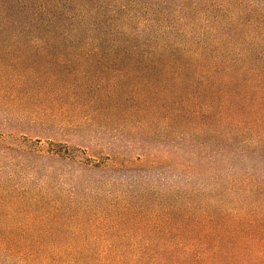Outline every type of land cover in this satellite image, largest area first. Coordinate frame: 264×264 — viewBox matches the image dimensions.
<instances>
[{
    "label": "trees",
    "instance_id": "1",
    "mask_svg": "<svg viewBox=\"0 0 264 264\" xmlns=\"http://www.w3.org/2000/svg\"><path fill=\"white\" fill-rule=\"evenodd\" d=\"M0 141V264H264V0H0Z\"/></svg>",
    "mask_w": 264,
    "mask_h": 264
},
{
    "label": "rangeland",
    "instance_id": "2",
    "mask_svg": "<svg viewBox=\"0 0 264 264\" xmlns=\"http://www.w3.org/2000/svg\"><path fill=\"white\" fill-rule=\"evenodd\" d=\"M0 144H1V141H0ZM42 144H43V146L46 145V143L44 142V140L42 141ZM142 164H143V166L146 165V163H142ZM140 166H142V165H140ZM5 169H6L7 172H10V171L16 172L19 177H21V176H23V175H25L27 173L26 170L23 169L22 166H19V165L7 164L5 166ZM168 177L171 178L172 176H169L168 175Z\"/></svg>",
    "mask_w": 264,
    "mask_h": 264
}]
</instances>
